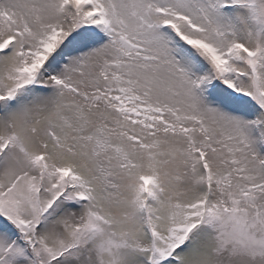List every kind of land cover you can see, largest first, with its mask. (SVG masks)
<instances>
[{"label":"snow or ice","instance_id":"1","mask_svg":"<svg viewBox=\"0 0 264 264\" xmlns=\"http://www.w3.org/2000/svg\"><path fill=\"white\" fill-rule=\"evenodd\" d=\"M0 264H264V0H0Z\"/></svg>","mask_w":264,"mask_h":264}]
</instances>
